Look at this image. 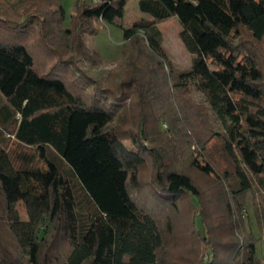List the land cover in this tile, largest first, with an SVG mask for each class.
Masks as SVG:
<instances>
[{"label":"trees","instance_id":"16d2710c","mask_svg":"<svg viewBox=\"0 0 264 264\" xmlns=\"http://www.w3.org/2000/svg\"><path fill=\"white\" fill-rule=\"evenodd\" d=\"M126 3L76 0L72 26L64 29L60 0H0V216L24 257L13 261L5 253L0 264H163L162 225L130 189L144 163L143 136H130L128 144L113 124L152 91L157 95L160 84L174 111L169 89H183L190 78L229 121L216 138L231 162L219 173L206 140L193 150L192 164L219 180L229 200L228 228L219 239L204 236L191 264H259V237L245 224L241 199L252 176L264 187V0H140L151 18L124 29L122 59L110 70V76L122 70L125 76L101 85L78 62H101L84 35L95 32L94 21L122 18ZM173 16L182 24L192 66L169 83L171 63L158 23ZM14 142L34 155L12 150ZM196 153L205 167L195 163ZM155 162L164 201L192 204L197 197L201 203L194 177L172 156L157 155ZM19 203L27 219L20 217ZM257 220L264 226V212ZM59 239L64 249L57 251Z\"/></svg>","mask_w":264,"mask_h":264},{"label":"rangeland","instance_id":"374dc122","mask_svg":"<svg viewBox=\"0 0 264 264\" xmlns=\"http://www.w3.org/2000/svg\"><path fill=\"white\" fill-rule=\"evenodd\" d=\"M63 1L61 4L65 9V17L60 19V25L61 28L67 29L72 26L76 0ZM139 1L127 0L122 18L112 23L94 21L95 32L84 35L86 46L97 52L101 62L92 64L84 58L79 59L78 62L82 70L91 78L98 80L101 85L108 84L111 77V81L117 84L125 76V70L112 76H110V70L115 68L122 59L126 42L124 29L131 27L134 21L151 18L150 14L140 9ZM158 27L161 31V44L171 63V68L168 66L166 69L171 78L169 83H171L175 75L191 68L192 55L180 38L182 24L178 17L173 16L158 23ZM147 63L154 66L150 64L151 61ZM144 70L145 78L146 74L150 78V67ZM164 89L166 88L160 84L159 88H156L157 95L152 91L153 93L147 97V102L142 105H131L126 114L124 116L122 114L123 119H116L113 126L118 134L126 138L125 142L128 144H132L130 136L134 134L138 136L139 133L143 136L141 141L146 148L139 147V149L144 157V163L140 166L137 182H131L130 189L141 204L154 212L162 225L165 240L160 255L164 260L163 264H191L200 256L205 244L204 236L212 240L219 239L224 229L228 228L225 220L228 218L226 204L229 200L227 190L219 180L199 172L192 164V153L201 141L206 140L208 158L219 173L231 168V162L222 150L221 141L216 138L217 134L226 129L229 121L218 116L193 78L187 80V85L183 89L176 90L177 88L174 87L169 89L174 96L172 100L174 111H172L171 102L166 99V97L169 99V94ZM160 93L161 97H159ZM12 150L19 154L34 155L33 148L16 142L13 143ZM157 155L172 156L177 167L194 177L202 191L199 205L197 197L192 199V204L195 207L198 205L196 209H191L190 200L186 202L182 200V204L178 203L175 206L164 201V197L160 195L163 191L162 183L156 176L155 156ZM195 158L197 165L206 166V160L201 154L196 153ZM252 182L250 191L241 200L246 207L245 224L259 237L257 242L259 264H264V226L260 227L257 220V213L264 212V187L258 177L252 176ZM17 208L20 217L27 219L28 214L24 204L19 203ZM203 224L207 226L205 227L208 229L207 232H203ZM209 230H211L210 233ZM55 247L57 251L64 249L60 239L55 243ZM5 253L13 261L24 258L15 238L0 216V256H4ZM206 255L205 253L204 259Z\"/></svg>","mask_w":264,"mask_h":264},{"label":"built area","instance_id":"2783aa9c","mask_svg":"<svg viewBox=\"0 0 264 264\" xmlns=\"http://www.w3.org/2000/svg\"><path fill=\"white\" fill-rule=\"evenodd\" d=\"M93 2H99L101 0H92ZM205 259H208V255H206Z\"/></svg>","mask_w":264,"mask_h":264},{"label":"crops","instance_id":"0c3cea01","mask_svg":"<svg viewBox=\"0 0 264 264\" xmlns=\"http://www.w3.org/2000/svg\"><path fill=\"white\" fill-rule=\"evenodd\" d=\"M61 2L63 1V0H60ZM64 2V1H63Z\"/></svg>","mask_w":264,"mask_h":264}]
</instances>
